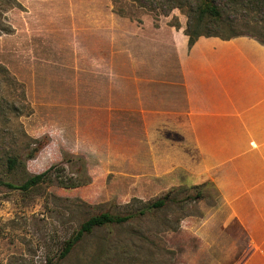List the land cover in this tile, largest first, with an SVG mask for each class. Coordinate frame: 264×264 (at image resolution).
Wrapping results in <instances>:
<instances>
[{"label": "rangeland", "instance_id": "obj_1", "mask_svg": "<svg viewBox=\"0 0 264 264\" xmlns=\"http://www.w3.org/2000/svg\"><path fill=\"white\" fill-rule=\"evenodd\" d=\"M193 1L0 0V28H11L0 30V64L12 77L0 74V163L5 151L23 160L13 172L0 165V176L20 183L56 165L62 180H81L65 186L52 176L27 192L0 184V264L243 259L247 241L213 185L195 183L175 168L165 140L160 160L152 159L150 122L156 116L150 109L181 107L172 41L174 32H184ZM215 1L226 23L255 39L258 3ZM224 27L209 30L223 34ZM13 78L29 104L16 117L13 103L25 102ZM167 134L171 141L183 139ZM170 190L166 206L138 215L142 203ZM104 211L136 215L95 228L60 257L80 224Z\"/></svg>", "mask_w": 264, "mask_h": 264}, {"label": "crops", "instance_id": "obj_2", "mask_svg": "<svg viewBox=\"0 0 264 264\" xmlns=\"http://www.w3.org/2000/svg\"><path fill=\"white\" fill-rule=\"evenodd\" d=\"M175 33L182 102L150 109L152 159L165 140L174 167L212 184L238 225L247 241L239 264H264V44L200 36L188 48ZM168 130L183 139L171 141Z\"/></svg>", "mask_w": 264, "mask_h": 264}, {"label": "trees", "instance_id": "obj_3", "mask_svg": "<svg viewBox=\"0 0 264 264\" xmlns=\"http://www.w3.org/2000/svg\"><path fill=\"white\" fill-rule=\"evenodd\" d=\"M252 2L258 3V6H256V15H259V22H256L255 24L257 33L252 35L258 42L264 44V0H250V5H252ZM256 7H251L250 9H255ZM185 11L187 15V22L186 27L184 29V33L188 37V48H190L193 43L197 40V38L202 35L218 36L221 39H230L233 37L244 35V32H240L236 28L230 26V23H232V21H228L229 23H226L227 21H225L222 16V8L215 0H194L193 3L189 4ZM224 24L226 25V27L223 28V34H219L215 31L212 32L209 30L210 26H224ZM0 30L4 32H10L11 28L7 26L4 28H0ZM0 74L1 76L12 79L9 70L2 64H0ZM13 81L15 82V84H18L21 88V96L23 101L25 102L24 104H21V106H16L13 103L14 108L12 110V115L16 117L25 114L28 110L24 109H28L29 104L28 102H26V96L22 84L18 83L15 78H13ZM1 85L2 80L0 79V86ZM37 149V145L29 149L26 152V157H33ZM2 158L3 159L1 160L0 165L5 166L7 172H13L23 165V160L17 152L5 151L3 153ZM59 173L60 172L58 166L51 165L39 173L29 175L20 183L3 179L0 176V184L10 189H16L22 192H27L37 187L41 183L50 181L52 179V176H55L58 179V182L62 183L65 186L80 185V176L70 175L69 177H66L62 180V176H60ZM169 200H171V190L163 194L161 197H158L154 200H148L142 203L141 207L138 210V215H143L152 212L153 210L159 209L163 206H166ZM134 215H136V213H133L132 215H122L104 211L89 216L80 224L74 235L65 242L59 256L64 257L84 235L91 233L95 228L109 224H123Z\"/></svg>", "mask_w": 264, "mask_h": 264}]
</instances>
